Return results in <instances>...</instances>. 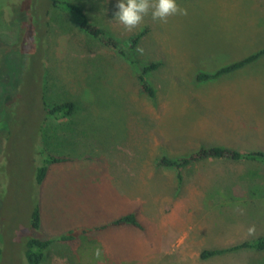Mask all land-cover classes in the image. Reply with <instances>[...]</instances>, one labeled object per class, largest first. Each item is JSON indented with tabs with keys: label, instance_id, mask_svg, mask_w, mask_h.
I'll return each instance as SVG.
<instances>
[{
	"label": "rangeland",
	"instance_id": "obj_1",
	"mask_svg": "<svg viewBox=\"0 0 264 264\" xmlns=\"http://www.w3.org/2000/svg\"><path fill=\"white\" fill-rule=\"evenodd\" d=\"M68 1L85 5L121 50L143 34L138 58L161 64L147 76L155 97L117 51L48 0H0V264H27L30 238L130 213L143 231L90 235L106 264H264L251 250L200 258L264 236L263 163L206 160L180 176L157 165L202 147L264 153V57L215 81L193 79L264 47V0H177L187 15H148L131 31L113 19L116 0ZM64 102L76 105L72 119L46 117L44 106ZM40 150L66 161L38 186ZM78 246L54 244L41 264H81Z\"/></svg>",
	"mask_w": 264,
	"mask_h": 264
},
{
	"label": "trees",
	"instance_id": "obj_2",
	"mask_svg": "<svg viewBox=\"0 0 264 264\" xmlns=\"http://www.w3.org/2000/svg\"><path fill=\"white\" fill-rule=\"evenodd\" d=\"M48 6L53 7L57 10L66 12L71 18L78 24L80 30L92 40L98 41L103 47L109 50H115L122 57L124 61L129 63L136 69L137 80L141 92L147 95L149 98L155 97V91L149 84L147 76L157 71L161 64L157 62H144L137 56L136 48L142 38L143 34H139L132 38L128 46L121 50L118 41L110 36L104 28L98 24L91 22L88 13L86 12L85 5L78 2H70L66 0H48ZM264 57V47L256 51L255 53L222 68H219L213 73L200 72L196 74L194 81L195 83H207L220 79L224 76L231 75L238 72ZM46 117H51L55 120H70L75 115L76 105L73 102H64L56 104L51 108L44 106ZM41 151V157L43 165L38 169L36 176V183L41 186L45 181L49 167L51 165L60 164L66 161L64 158H57L52 156L44 155L43 150ZM225 160V161H248L255 163L264 164V153L262 152H251V153H240L235 150L222 148V147H202L193 155L187 158H162L158 162V166L162 168H169L175 170L180 176L183 169L191 166L192 164L206 161V160ZM41 212L37 205L31 215V228L35 232H39L41 226ZM133 227L137 230L143 231L144 227L140 223L135 213H130L116 218L107 224L99 227L86 228L77 227L68 230L64 233L56 235L48 240L41 241L38 238H30L26 243L25 260L27 264H41L45 258L46 252L54 244H76L78 243V252L84 261L81 264H106V260L102 258L97 260L95 252L97 247V241L90 235L94 232H102L109 228H122V227ZM241 250H251L255 252H264V236L250 241L243 242L235 247L227 249H216L206 250L201 253V260H207L216 256L224 254H232ZM86 260V261H85Z\"/></svg>",
	"mask_w": 264,
	"mask_h": 264
},
{
	"label": "clouds",
	"instance_id": "obj_3",
	"mask_svg": "<svg viewBox=\"0 0 264 264\" xmlns=\"http://www.w3.org/2000/svg\"><path fill=\"white\" fill-rule=\"evenodd\" d=\"M115 9L114 21L129 31L139 26L148 15L153 21L162 23H166L171 16L187 15L186 9L178 6L177 0H116ZM95 256L97 260L101 259L99 248Z\"/></svg>",
	"mask_w": 264,
	"mask_h": 264
},
{
	"label": "crops",
	"instance_id": "obj_4",
	"mask_svg": "<svg viewBox=\"0 0 264 264\" xmlns=\"http://www.w3.org/2000/svg\"><path fill=\"white\" fill-rule=\"evenodd\" d=\"M219 239H223L222 237H219ZM245 264H247V263H245Z\"/></svg>",
	"mask_w": 264,
	"mask_h": 264
}]
</instances>
